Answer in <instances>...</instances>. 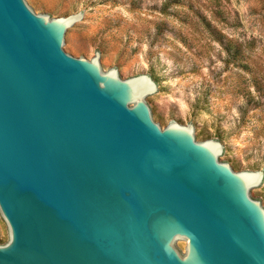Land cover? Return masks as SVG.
I'll use <instances>...</instances> for the list:
<instances>
[{
  "label": "water",
  "instance_id": "water-1",
  "mask_svg": "<svg viewBox=\"0 0 264 264\" xmlns=\"http://www.w3.org/2000/svg\"><path fill=\"white\" fill-rule=\"evenodd\" d=\"M0 0V264H264L263 171L203 139L162 85L72 55L77 12Z\"/></svg>",
  "mask_w": 264,
  "mask_h": 264
},
{
  "label": "rangeland",
  "instance_id": "rangeland-1",
  "mask_svg": "<svg viewBox=\"0 0 264 264\" xmlns=\"http://www.w3.org/2000/svg\"><path fill=\"white\" fill-rule=\"evenodd\" d=\"M52 18L82 12L72 55L98 52L125 79L148 75L162 85L154 109L167 127L183 109L194 127L244 152L227 162L264 172V0H35ZM264 204V190L255 194ZM0 231L10 239L0 212Z\"/></svg>",
  "mask_w": 264,
  "mask_h": 264
}]
</instances>
